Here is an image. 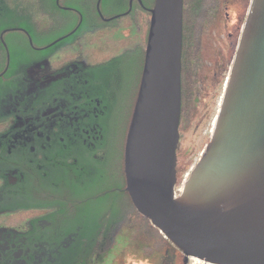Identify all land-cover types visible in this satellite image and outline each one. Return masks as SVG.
<instances>
[{
  "label": "flooded vegetation",
  "instance_id": "flooded-vegetation-1",
  "mask_svg": "<svg viewBox=\"0 0 264 264\" xmlns=\"http://www.w3.org/2000/svg\"><path fill=\"white\" fill-rule=\"evenodd\" d=\"M71 1L0 0V264H105L126 221L112 212L123 189L99 199L87 184L108 169L129 66L94 63L78 35L88 0Z\"/></svg>",
  "mask_w": 264,
  "mask_h": 264
},
{
  "label": "water",
  "instance_id": "water-1",
  "mask_svg": "<svg viewBox=\"0 0 264 264\" xmlns=\"http://www.w3.org/2000/svg\"><path fill=\"white\" fill-rule=\"evenodd\" d=\"M101 2L105 22L121 16L105 18ZM148 10L144 69L125 147L126 191L185 257L264 264V0L252 1L212 141L180 196L184 0H155Z\"/></svg>",
  "mask_w": 264,
  "mask_h": 264
},
{
  "label": "trees",
  "instance_id": "trees-1",
  "mask_svg": "<svg viewBox=\"0 0 264 264\" xmlns=\"http://www.w3.org/2000/svg\"><path fill=\"white\" fill-rule=\"evenodd\" d=\"M142 1L143 6L135 0L131 12L123 15L130 10V0H102L101 11L105 18L121 15L107 23L97 11L98 0H88L84 12L92 20V26L85 19L78 35L86 36L94 63L109 62L108 65H111L119 62L129 66L124 77L125 88L118 99L119 106L113 114L109 131L105 130L112 141L111 148L106 149L105 164L108 169H104V178L89 180L87 187L99 199H103L101 194L108 189L124 190L123 199L112 211L121 213L126 220L120 234L126 240L123 247L136 253L139 259L151 260L179 251L149 219L138 212L126 191L125 147L144 69L151 21L148 9L155 5V0ZM252 1L184 0L181 134L190 132L200 123L208 108L207 101L218 97L229 80ZM233 13L241 17L239 26L231 24ZM86 25H90L91 31ZM125 29L131 31L129 37L121 34ZM232 33L236 35L233 37ZM211 141L212 135L206 144ZM177 156V196H180V188L193 170L195 151L190 147L179 148ZM102 208L107 207L102 204Z\"/></svg>",
  "mask_w": 264,
  "mask_h": 264
},
{
  "label": "rangeland",
  "instance_id": "rangeland-1",
  "mask_svg": "<svg viewBox=\"0 0 264 264\" xmlns=\"http://www.w3.org/2000/svg\"><path fill=\"white\" fill-rule=\"evenodd\" d=\"M70 3L72 2L71 0H68ZM241 17L233 13L232 14V22L231 24L233 26H239L241 24ZM244 29V28H243ZM123 35L130 36L131 31H125ZM233 37L236 35V33H232ZM224 38V34L221 35ZM239 39V44H240ZM228 82L225 84L223 89L220 91V94L218 97L213 98L211 100L207 101V110H205L204 117L201 119L200 123L198 125H195L194 128L188 132V133H183L181 134L180 138V143H179V148H185V147H190L192 150L195 151V157H194V167L193 169L203 160L205 151L207 149V139L210 135H213L214 128L216 125V122L218 120L219 112L222 107L223 99L226 93V89L228 86ZM191 173V172H190ZM189 175L187 176L186 180L188 179ZM185 180V181H186ZM184 181V183H185ZM183 185L181 186V188ZM180 188V189H181ZM122 246H126V240L125 237H120L119 242L115 246V248L111 249L109 251L108 256H106L105 264H118L117 262H114L113 259L117 257V254L124 250ZM153 259H159V257H155ZM134 262L135 264H151L147 260L139 259L137 257V261L132 257V254H129L127 258V263L126 264H131ZM122 263V262H121ZM120 264V263H119Z\"/></svg>",
  "mask_w": 264,
  "mask_h": 264
},
{
  "label": "built area",
  "instance_id": "built-area-1",
  "mask_svg": "<svg viewBox=\"0 0 264 264\" xmlns=\"http://www.w3.org/2000/svg\"><path fill=\"white\" fill-rule=\"evenodd\" d=\"M186 258V264H213V263H210L206 260H202V259H199V258H195V257H185Z\"/></svg>",
  "mask_w": 264,
  "mask_h": 264
}]
</instances>
